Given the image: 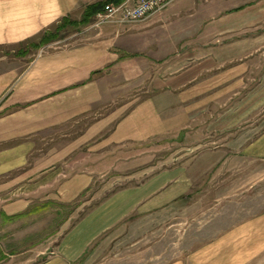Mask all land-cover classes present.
I'll return each mask as SVG.
<instances>
[{
	"label": "rangeland",
	"instance_id": "374dc122",
	"mask_svg": "<svg viewBox=\"0 0 264 264\" xmlns=\"http://www.w3.org/2000/svg\"><path fill=\"white\" fill-rule=\"evenodd\" d=\"M248 1L177 0L141 23L95 27L94 18L63 31L68 36L64 42L72 45L90 38L109 40L117 61L96 79L106 76L114 91L124 90L109 104L81 116L61 140L62 135H54L48 142H35L27 167L39 160V149L71 147L72 139L91 123L116 112L105 132L54 165L75 174L87 169L88 153L95 156V181L74 204L49 199L23 216L0 219V264H42L63 235L113 195L153 174L199 165L206 166L207 173L195 175L187 200L153 214L131 215L75 264H264V158L246 152L264 137V60L257 59L264 54V24L219 33L222 25L232 29L238 24L237 7ZM247 39L257 41L252 62L217 52L223 43ZM45 47H2L0 68L23 70ZM174 86L185 101L192 98L185 129L143 143L109 140L136 104L163 92L172 98L175 90H167ZM186 106L176 109L183 112Z\"/></svg>",
	"mask_w": 264,
	"mask_h": 264
},
{
	"label": "crops",
	"instance_id": "0c3cea01",
	"mask_svg": "<svg viewBox=\"0 0 264 264\" xmlns=\"http://www.w3.org/2000/svg\"><path fill=\"white\" fill-rule=\"evenodd\" d=\"M96 1L0 0V47L23 44L63 18L79 21L84 10ZM237 11L238 24L232 29L225 25L219 27L221 36L264 24V0H249L237 7ZM65 40L45 45L44 52L23 70L0 68V219L5 221L23 216L31 206L49 199L74 204L95 181V156L88 153L87 169L75 174L63 168L55 169L54 165L60 161L58 159L67 158L80 146L94 141L115 121L112 117L116 112L91 123L81 135L72 139L71 147L51 152L39 149V160L27 167L37 142H48L54 135H62L61 140L81 116H87L97 106L109 104L114 94L124 90L114 91L106 76L96 79L100 71L117 61L109 40L90 38L80 45L67 44ZM256 42V39H247L223 43L217 52L237 56L234 61L252 62L257 58L253 52ZM257 59L264 60V54ZM172 90H175L172 98L163 92L136 104L120 119L109 140L143 143L185 129L191 116L188 104L192 98L185 101L182 90L174 86L167 92ZM186 104L185 111L176 109ZM246 152L264 158V137ZM205 168L203 165L174 167L113 195L63 235L55 252L42 264H75L99 238L131 215L153 214L179 200H187L195 175L203 176L207 173ZM67 227L65 223L62 230Z\"/></svg>",
	"mask_w": 264,
	"mask_h": 264
},
{
	"label": "built area",
	"instance_id": "2783aa9c",
	"mask_svg": "<svg viewBox=\"0 0 264 264\" xmlns=\"http://www.w3.org/2000/svg\"><path fill=\"white\" fill-rule=\"evenodd\" d=\"M177 0H120L108 4L95 16V27L105 24L118 26L132 25L151 19L164 12Z\"/></svg>",
	"mask_w": 264,
	"mask_h": 264
},
{
	"label": "trees",
	"instance_id": "16d2710c",
	"mask_svg": "<svg viewBox=\"0 0 264 264\" xmlns=\"http://www.w3.org/2000/svg\"><path fill=\"white\" fill-rule=\"evenodd\" d=\"M119 2L120 0H105V1L97 2V3H93L84 10L82 18L79 22L71 21L69 18H63L59 23L51 26L49 29L43 31L36 37L30 40H27L23 44H20V46L28 45L31 48L38 49L39 47L47 45L49 43L60 41L68 37L66 36L67 33L65 32L63 33V31L67 27H76L80 25L89 24L94 20L96 14L101 12L106 5L118 4Z\"/></svg>",
	"mask_w": 264,
	"mask_h": 264
}]
</instances>
